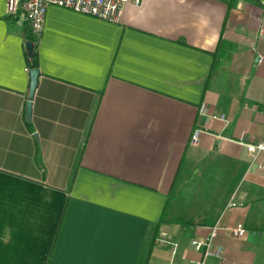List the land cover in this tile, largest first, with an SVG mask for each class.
Here are the masks:
<instances>
[{
	"label": "crops",
	"instance_id": "crops-1",
	"mask_svg": "<svg viewBox=\"0 0 264 264\" xmlns=\"http://www.w3.org/2000/svg\"><path fill=\"white\" fill-rule=\"evenodd\" d=\"M7 4L0 264H189L216 226L206 264H264V157L245 146L264 139V0H143L118 22L51 5L31 114V28Z\"/></svg>",
	"mask_w": 264,
	"mask_h": 264
},
{
	"label": "built area",
	"instance_id": "built-area-1",
	"mask_svg": "<svg viewBox=\"0 0 264 264\" xmlns=\"http://www.w3.org/2000/svg\"><path fill=\"white\" fill-rule=\"evenodd\" d=\"M143 0H8V13L17 15L20 9H23L24 16L30 24L32 33L39 38L45 26V18L47 9L51 5L71 9L75 12L96 17L102 20L118 22L121 19L124 8L129 4L136 6L141 5ZM216 118V117H214ZM224 119V116L219 117ZM193 141H198V132L193 136ZM249 157L255 160L258 156L264 157V139L258 143H248L245 145ZM264 169V165L260 166ZM233 205L237 203L232 202ZM221 228L216 226L213 228L211 235L204 241L193 240L192 247L202 252L203 257L199 261H191L189 264H206V261L211 256L221 257L222 250L214 247V239L217 237ZM226 231L233 237L242 238L246 234L243 225H238Z\"/></svg>",
	"mask_w": 264,
	"mask_h": 264
},
{
	"label": "trees",
	"instance_id": "trees-1",
	"mask_svg": "<svg viewBox=\"0 0 264 264\" xmlns=\"http://www.w3.org/2000/svg\"><path fill=\"white\" fill-rule=\"evenodd\" d=\"M25 1L26 0H22V3H24ZM232 1H235V0H232ZM21 13L24 14L23 9H20L18 12V14H21ZM10 17L11 18L15 17V15H10ZM28 42H31L34 44L33 56H31L30 53L27 52V65H28L29 71L30 72L32 70L39 71V59H38V53L36 51L37 46H38V40H37V37L32 33V31H30V36H29ZM224 46H225V43L223 41V36H221L220 42H219L218 47H217L216 55H215L216 59H217V57H219L218 54L222 53ZM39 73H40V71H39ZM175 197H176V189H175V182H174V184L172 185V189L168 195V201L166 204V211H167V208L171 205V203ZM164 214H165V212H164Z\"/></svg>",
	"mask_w": 264,
	"mask_h": 264
},
{
	"label": "water",
	"instance_id": "water-1",
	"mask_svg": "<svg viewBox=\"0 0 264 264\" xmlns=\"http://www.w3.org/2000/svg\"><path fill=\"white\" fill-rule=\"evenodd\" d=\"M25 47H26V50L30 53V55L33 56L34 44L31 42H28ZM39 75L40 73L37 70H32L30 72L31 85H30V102L28 103L29 114H31L32 100L34 98V94L38 86Z\"/></svg>",
	"mask_w": 264,
	"mask_h": 264
},
{
	"label": "rangeland",
	"instance_id": "rangeland-1",
	"mask_svg": "<svg viewBox=\"0 0 264 264\" xmlns=\"http://www.w3.org/2000/svg\"><path fill=\"white\" fill-rule=\"evenodd\" d=\"M180 189H178V194L177 195H180V194H190L191 193V190H192V186L191 185H188V186H185L181 189V187H179Z\"/></svg>",
	"mask_w": 264,
	"mask_h": 264
}]
</instances>
